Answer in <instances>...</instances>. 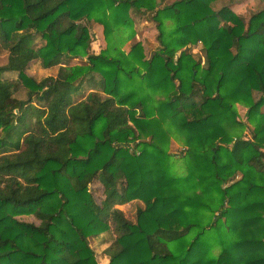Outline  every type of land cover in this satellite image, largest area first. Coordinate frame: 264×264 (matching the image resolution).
<instances>
[{
    "label": "trees",
    "instance_id": "obj_1",
    "mask_svg": "<svg viewBox=\"0 0 264 264\" xmlns=\"http://www.w3.org/2000/svg\"><path fill=\"white\" fill-rule=\"evenodd\" d=\"M219 1L0 0V264H99L87 237L108 231L107 264H264V0L246 19ZM134 14L150 56L122 49Z\"/></svg>",
    "mask_w": 264,
    "mask_h": 264
},
{
    "label": "rangeland",
    "instance_id": "obj_2",
    "mask_svg": "<svg viewBox=\"0 0 264 264\" xmlns=\"http://www.w3.org/2000/svg\"><path fill=\"white\" fill-rule=\"evenodd\" d=\"M159 1V7H162L165 5V3L170 2L171 0H158ZM230 3V7L235 12V14L242 16L244 19L248 17V14L253 13L254 11H257L261 7V3H258L256 0H220L216 3V7H220L221 5H226ZM131 18H133L134 21V28L136 31V35L134 40L132 42H129L127 44L122 45V49L128 52L129 46L135 43L136 41H139L142 45L143 52L146 56H150V54L153 52L156 43V35L157 31L155 29L154 23L150 22L146 16H136L131 15ZM90 33H91V45L90 49L95 54L100 51V49L103 48L105 44L104 37L102 35V29L99 25L95 24V22H90ZM187 51L192 55V57L199 61L201 64L203 62V52L202 48L200 47V43H196L195 45H189L186 47ZM85 57H72L71 62L74 63H83L85 61ZM7 62V52H4L0 50V65H4ZM58 66H53L50 68H43L40 63L33 62L28 65L26 68V72L28 75L31 76V78L34 81L41 80L44 76L49 75H55L57 72ZM16 74H7L6 77H14ZM5 77V76H4ZM15 96L21 99H26V93L24 91L15 93ZM235 110H237L238 113V119L243 118L244 114V108L240 104L235 105ZM261 112H264V105H262L261 109H259ZM244 135H247L248 133L246 131H243ZM169 151L174 154L176 158L178 156H181L184 146L180 143L173 141L170 139L169 141ZM179 159V158H178ZM177 159V160H178ZM183 171V167L181 166L180 162H177L175 165V172L180 173ZM89 190L92 193L95 201L99 203L103 199L102 195V189L99 186L98 183L91 182L89 185ZM138 205H141L140 202H133L129 203L127 205H122L120 208L124 211L126 218L129 221L134 222L135 221V215H136V209L138 208ZM22 220L35 223L37 224V221L34 220L30 215H24L19 217ZM88 243L90 247L94 251L95 258L99 264H107L108 263V256L104 254V250L107 247V245L110 244L112 241V233L108 231L107 233L100 234L98 236H89L87 237Z\"/></svg>",
    "mask_w": 264,
    "mask_h": 264
}]
</instances>
